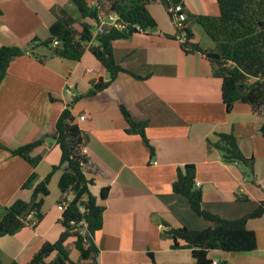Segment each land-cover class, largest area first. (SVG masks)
Wrapping results in <instances>:
<instances>
[{"label": "crops", "instance_id": "1", "mask_svg": "<svg viewBox=\"0 0 264 264\" xmlns=\"http://www.w3.org/2000/svg\"><path fill=\"white\" fill-rule=\"evenodd\" d=\"M184 4L193 15L220 14L218 0H185ZM0 9V47L28 50L11 62L0 85V221L16 200L30 202L34 188L52 175L42 220L26 219V226L0 238V264H27L45 243L57 242L63 233L58 207L64 168L54 171L61 161L60 147L45 138L31 154L41 158L35 167L10 150L52 135L67 107L83 131L90 160L86 171L95 185L91 190L100 198L101 191L109 189L101 202L103 228L94 237L97 264H198L192 250L173 248L169 234L170 229L210 227L189 200L173 190L188 165L196 167L195 188L203 193L202 208L213 215L240 219L264 202L260 131L264 115L253 113L244 103L227 112L222 80L214 76L203 52L182 49L177 28L161 2L148 5L157 29L113 45L117 64L144 79L120 72L94 96L86 94L99 81L108 82L109 74L89 50L80 61H70L40 44L49 39L50 27L61 11L79 19L73 0H0ZM192 32V43L203 51L216 48L200 25H193ZM34 39L39 41L32 43ZM122 106L135 121L147 123L145 134L153 150L141 135L128 132ZM231 133L243 154L254 158L252 173L243 165L224 163L220 152L209 147L218 134ZM33 172L37 177L32 188H23ZM247 228L256 233V250H214L209 258L217 263L264 264V214L250 219ZM73 241L66 248L78 262L80 253Z\"/></svg>", "mask_w": 264, "mask_h": 264}, {"label": "trees", "instance_id": "2", "mask_svg": "<svg viewBox=\"0 0 264 264\" xmlns=\"http://www.w3.org/2000/svg\"><path fill=\"white\" fill-rule=\"evenodd\" d=\"M73 1L80 12L79 19L61 11L57 21L50 27L49 39L40 44L51 48L60 58L70 61H80L89 50L105 67L109 81H99L86 96H94L109 87L120 72H127L136 79H144L117 64L113 45L136 33L157 29V22L149 12L148 5L159 1L167 9L183 4L187 15L185 26L188 40L181 47L187 53L203 52L207 56L214 68V76L222 80L223 102L227 112L231 113L236 103H244L250 106L253 113L264 115V0H218L220 14L215 17L188 13L184 0H107L105 17H102L98 5L91 6L88 0ZM109 15L117 16V25L101 27L102 20ZM193 25H200L204 29L216 44L214 50L203 51L200 46L192 43ZM38 41L34 39L32 43ZM55 41L59 42V46H54ZM27 52L28 50L16 46L0 47V85L11 62ZM51 100L54 102L55 99ZM121 112L129 124L128 132L141 135L153 150L145 134L147 123L135 121L124 106L121 107ZM260 131L264 137V124ZM45 138H52L61 149V161L54 167V171L64 168L59 181L60 205L68 201V207L62 212L61 225L64 230L58 241L45 243L27 264H97L99 251L94 244V237L103 228L105 207L101 202L107 198L109 189H103L100 198L91 193L93 181L88 178L86 171L90 160L84 153L83 131L69 107L61 113L52 135H46L10 152L35 167L41 158L32 157L31 154L44 143ZM209 147L220 152L224 163L240 164L248 168L249 172L254 171V158H247L243 154L234 134H218V140L209 141ZM195 173L194 165L186 166L184 172L180 171L173 190L185 196L193 211L204 218L210 227L201 231L186 227L170 229L173 248L192 250L198 264H213L209 254L214 250L235 253L256 250L257 236L247 228V223L264 214V202L243 218L222 219L202 208L203 193L195 188ZM51 176L34 188L30 202L18 199L7 208L6 215L0 221V238L12 235L26 226V217L31 213L38 221L42 220L45 198L50 194ZM36 177L37 174L33 172L23 188H32ZM14 222L17 224L12 226ZM70 239L74 240L75 249L80 253L78 262L70 258V252L66 248ZM218 264L227 263L222 261Z\"/></svg>", "mask_w": 264, "mask_h": 264}, {"label": "built area", "instance_id": "3", "mask_svg": "<svg viewBox=\"0 0 264 264\" xmlns=\"http://www.w3.org/2000/svg\"><path fill=\"white\" fill-rule=\"evenodd\" d=\"M184 2H185V0H184ZM167 11H168L170 17L172 18L176 28H177L180 43L182 45H185L187 43V40H188L187 30H186V26H185V21L187 19V15L184 12L183 4L171 6L167 9ZM117 20H118L117 16L109 15L108 19L102 20L101 27H103L105 25H117ZM54 46H59V42L55 41ZM82 120H84L83 117H82ZM84 153H86V151H84ZM200 186H201L200 183L196 184V187H200ZM67 207H68V201L63 202L61 205H59L58 208L61 212H64ZM32 218L35 220V216L33 213H31L30 215H28L26 217V219H32ZM213 264H218V263L213 262Z\"/></svg>", "mask_w": 264, "mask_h": 264}, {"label": "rangeland", "instance_id": "4", "mask_svg": "<svg viewBox=\"0 0 264 264\" xmlns=\"http://www.w3.org/2000/svg\"><path fill=\"white\" fill-rule=\"evenodd\" d=\"M89 4L91 6H95V5H98L101 12H102V17H105L106 14H107V10H108V3H107V0H88ZM83 117V116H82ZM82 117H81V120H82ZM84 120H85V117H83ZM82 120V121H84ZM93 181V180H92ZM94 181H93V184L91 185L90 189L93 188L94 189ZM91 193L93 195H95V192L94 190H91Z\"/></svg>", "mask_w": 264, "mask_h": 264}, {"label": "water", "instance_id": "5", "mask_svg": "<svg viewBox=\"0 0 264 264\" xmlns=\"http://www.w3.org/2000/svg\"><path fill=\"white\" fill-rule=\"evenodd\" d=\"M16 224H17V222H14L12 226H15ZM83 230H85V228Z\"/></svg>", "mask_w": 264, "mask_h": 264}]
</instances>
